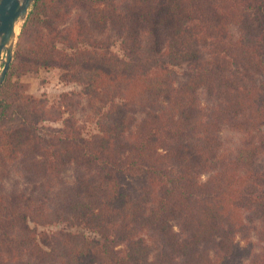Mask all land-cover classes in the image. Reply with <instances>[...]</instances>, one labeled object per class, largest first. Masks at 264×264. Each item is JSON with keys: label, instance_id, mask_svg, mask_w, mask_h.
Returning <instances> with one entry per match:
<instances>
[{"label": "trees", "instance_id": "obj_1", "mask_svg": "<svg viewBox=\"0 0 264 264\" xmlns=\"http://www.w3.org/2000/svg\"><path fill=\"white\" fill-rule=\"evenodd\" d=\"M41 69L80 91L32 94ZM262 159L264 0H37L0 88V264H264Z\"/></svg>", "mask_w": 264, "mask_h": 264}, {"label": "rangeland", "instance_id": "obj_2", "mask_svg": "<svg viewBox=\"0 0 264 264\" xmlns=\"http://www.w3.org/2000/svg\"><path fill=\"white\" fill-rule=\"evenodd\" d=\"M20 35H21V32H20ZM20 35L18 37L17 42L15 43V52L17 50V45L19 42ZM14 56H15V53H14ZM2 69H3V64H0V73ZM59 76H60V71L57 69H41L36 74H28L22 77V81L25 83H28L29 90L32 94L36 96H46L47 98H49L51 102L58 101L59 96L64 92L80 91V88L75 86L74 84L62 83L59 79ZM81 107L82 106H80L79 108L73 111L75 112L76 119H78L79 121H82L85 119V117L88 116L89 119L94 120V115L91 114L90 112L87 114H82L80 111ZM63 118H66V115ZM84 124L86 126V133L96 131V127L93 122L89 121L88 123H84ZM45 126L61 127L62 120L54 122V123H47L45 124ZM222 136H223V139L228 142H232V141L234 142L235 140V139H232L234 135L228 130L223 131ZM261 161H262V165L264 166V160L262 159ZM68 178L71 179V172L68 173ZM205 178L206 176L204 177V179ZM242 240L240 238L241 244L245 247L247 244H245V242ZM251 241L255 242L256 238L253 236Z\"/></svg>", "mask_w": 264, "mask_h": 264}, {"label": "water", "instance_id": "obj_3", "mask_svg": "<svg viewBox=\"0 0 264 264\" xmlns=\"http://www.w3.org/2000/svg\"><path fill=\"white\" fill-rule=\"evenodd\" d=\"M37 0H0V88L14 59L15 43Z\"/></svg>", "mask_w": 264, "mask_h": 264}]
</instances>
